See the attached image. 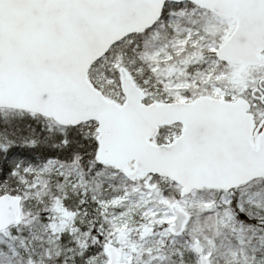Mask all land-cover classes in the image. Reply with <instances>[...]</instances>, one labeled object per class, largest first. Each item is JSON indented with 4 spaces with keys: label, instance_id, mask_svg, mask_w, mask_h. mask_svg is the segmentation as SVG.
<instances>
[{
    "label": "snow or ice",
    "instance_id": "snow-or-ice-1",
    "mask_svg": "<svg viewBox=\"0 0 264 264\" xmlns=\"http://www.w3.org/2000/svg\"><path fill=\"white\" fill-rule=\"evenodd\" d=\"M0 264H264V0H0Z\"/></svg>",
    "mask_w": 264,
    "mask_h": 264
}]
</instances>
